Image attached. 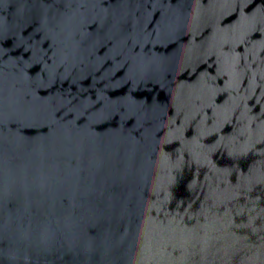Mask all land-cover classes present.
Masks as SVG:
<instances>
[{
    "label": "water",
    "instance_id": "obj_1",
    "mask_svg": "<svg viewBox=\"0 0 264 264\" xmlns=\"http://www.w3.org/2000/svg\"><path fill=\"white\" fill-rule=\"evenodd\" d=\"M0 264H264V0H0Z\"/></svg>",
    "mask_w": 264,
    "mask_h": 264
}]
</instances>
